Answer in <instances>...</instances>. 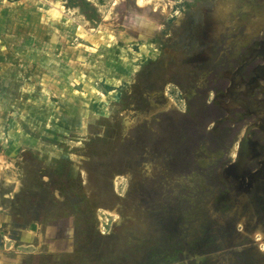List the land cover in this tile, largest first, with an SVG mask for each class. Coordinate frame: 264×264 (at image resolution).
<instances>
[{"label":"rangeland","instance_id":"rangeland-1","mask_svg":"<svg viewBox=\"0 0 264 264\" xmlns=\"http://www.w3.org/2000/svg\"><path fill=\"white\" fill-rule=\"evenodd\" d=\"M254 2L0 0V264H264V203L232 239L207 207L243 138L264 156Z\"/></svg>","mask_w":264,"mask_h":264},{"label":"flooded vegetation","instance_id":"flooded-vegetation-1","mask_svg":"<svg viewBox=\"0 0 264 264\" xmlns=\"http://www.w3.org/2000/svg\"><path fill=\"white\" fill-rule=\"evenodd\" d=\"M254 3H256V0ZM254 8L256 9L257 6H254ZM226 144L228 145L227 142ZM223 147L226 148L227 146L223 144ZM222 155L224 154H219V157L221 158ZM221 170L218 173V178H222L220 181L223 185H227L229 182L227 178H231L230 182H233L231 187L233 190L221 189L216 198L212 197L213 193L212 195L209 194L211 195V199L207 207L213 211L215 210L216 213L218 212V216H213L211 213L212 219H215L217 222H223L225 236L222 239H232L235 234L232 233L231 226L237 223L235 215L246 213L248 216L245 219L249 225L246 232L251 236L253 228L255 231V226L259 222V213H255L254 204L263 205L264 203V156H258L254 142L250 138L245 137L238 148L236 161L228 165L223 163ZM216 200L221 205V208L216 207L218 205ZM206 224L210 225V220L204 225ZM197 246L199 245L197 244Z\"/></svg>","mask_w":264,"mask_h":264},{"label":"crops","instance_id":"crops-1","mask_svg":"<svg viewBox=\"0 0 264 264\" xmlns=\"http://www.w3.org/2000/svg\"><path fill=\"white\" fill-rule=\"evenodd\" d=\"M261 11H262V9H261ZM261 11L258 12L257 15L260 16L259 19L262 18V17L264 19V11H262V12ZM254 24H255V22H254ZM0 27H1V24H0ZM254 29H255V27H254ZM259 29H260V25L258 24L257 27H256V32H258ZM2 32L3 31L0 30V48H3V46L1 45V44H3L1 42V40H3V36H2L3 34H2ZM261 51L264 54V43L262 45ZM0 54H1V51H0ZM133 61L135 62V60H133ZM137 61H139V60H137ZM128 66H129V64H126V66L123 67L120 71H119V68L117 66L112 67V70L109 73V76L110 77L107 78L108 80L105 83L109 88H112V91H108L107 96H110L111 94H114L115 93V91H113V88L114 87L117 88L119 86V84H121L123 82H127V79L129 78L130 74L132 73L131 70H129ZM101 96L105 98V95L104 94H102ZM86 97H88V96H86ZM86 97H83V98L79 97V98L76 99V101H73V103L70 104L71 111H69V112H74V113L75 112L76 113L77 112H83L86 115L88 112H91L90 111L91 110V107H94L95 106V104H94L95 101H98L99 102L98 103V107L101 110V113L107 112L108 108L105 107L107 105H104V103H103L104 99H102V97H99L98 96V99H96L95 101H93L92 96H90L92 98V100H90L91 101L90 103L87 102V100L85 99ZM112 101L115 102L116 101L115 98L112 99ZM85 115H84V118H86Z\"/></svg>","mask_w":264,"mask_h":264}]
</instances>
